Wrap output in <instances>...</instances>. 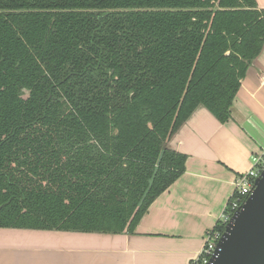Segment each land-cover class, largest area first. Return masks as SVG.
<instances>
[{
  "label": "trees",
  "instance_id": "obj_1",
  "mask_svg": "<svg viewBox=\"0 0 264 264\" xmlns=\"http://www.w3.org/2000/svg\"><path fill=\"white\" fill-rule=\"evenodd\" d=\"M263 42L255 0H0V229L132 234Z\"/></svg>",
  "mask_w": 264,
  "mask_h": 264
},
{
  "label": "crops",
  "instance_id": "obj_2",
  "mask_svg": "<svg viewBox=\"0 0 264 264\" xmlns=\"http://www.w3.org/2000/svg\"><path fill=\"white\" fill-rule=\"evenodd\" d=\"M264 9V0H255ZM184 173L132 234L0 229V264H191L225 209L236 177L264 150V42L219 123L198 105L168 144Z\"/></svg>",
  "mask_w": 264,
  "mask_h": 264
},
{
  "label": "water",
  "instance_id": "obj_3",
  "mask_svg": "<svg viewBox=\"0 0 264 264\" xmlns=\"http://www.w3.org/2000/svg\"><path fill=\"white\" fill-rule=\"evenodd\" d=\"M208 264H264V171L225 226Z\"/></svg>",
  "mask_w": 264,
  "mask_h": 264
},
{
  "label": "built area",
  "instance_id": "obj_4",
  "mask_svg": "<svg viewBox=\"0 0 264 264\" xmlns=\"http://www.w3.org/2000/svg\"><path fill=\"white\" fill-rule=\"evenodd\" d=\"M263 171L264 150L259 155H253L251 157L250 169L236 177L234 191L216 225L225 228L233 214L241 207L246 198L251 194L255 179ZM222 235V232L214 230V228L208 231L204 237V244L199 255L192 261L191 264H208L210 258L214 255L216 243Z\"/></svg>",
  "mask_w": 264,
  "mask_h": 264
}]
</instances>
